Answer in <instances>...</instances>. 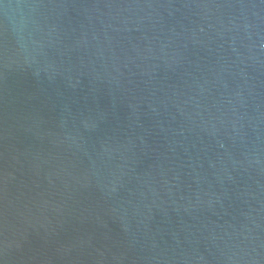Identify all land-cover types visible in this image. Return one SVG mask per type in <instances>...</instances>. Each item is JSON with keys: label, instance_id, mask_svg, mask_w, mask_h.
<instances>
[{"label": "water", "instance_id": "1", "mask_svg": "<svg viewBox=\"0 0 264 264\" xmlns=\"http://www.w3.org/2000/svg\"><path fill=\"white\" fill-rule=\"evenodd\" d=\"M0 264H264V0H0Z\"/></svg>", "mask_w": 264, "mask_h": 264}]
</instances>
